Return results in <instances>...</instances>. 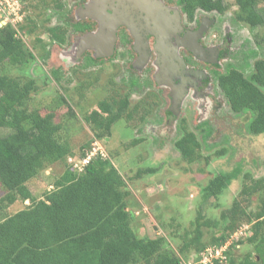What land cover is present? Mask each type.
<instances>
[{"label": "trees", "instance_id": "obj_1", "mask_svg": "<svg viewBox=\"0 0 264 264\" xmlns=\"http://www.w3.org/2000/svg\"><path fill=\"white\" fill-rule=\"evenodd\" d=\"M20 1L22 11L25 5L35 7L33 0ZM54 1V9H62L60 1ZM235 4L234 20L251 28L264 27V0H235ZM194 6L224 10L219 1L213 0H199ZM26 20L18 23V29L30 34L33 29L28 23H33V19ZM18 29L11 22L0 24V187L3 190L0 264H181L163 236L136 237L129 229L132 214L126 209L128 190L124 178L108 158L99 151L88 157L90 143L86 142L78 149L79 165L74 167L66 162L74 150L63 131V121L54 120L53 110L41 112L30 106L32 92L38 88L32 77L5 71L7 66L23 70L35 59ZM66 30V26L59 24L47 28L49 37L59 44L65 42ZM254 54L250 48L233 52L223 71H214V78L230 111L243 117L249 134L260 135L264 133V58L255 59L251 71L244 73V64ZM87 58L86 63L92 61ZM55 72L51 74L57 80ZM128 84L130 90L139 92L135 78L131 77ZM127 98L126 95L122 99H103L96 109L82 116L93 139L111 134L112 125L126 111ZM61 103L68 107L63 97ZM129 114L127 118L131 117ZM200 127V138L184 132L174 141L182 159L190 164L207 158L202 149L207 146L211 127L206 120ZM137 142L133 139L131 145ZM223 152L224 149L216 151L219 155ZM58 162L63 163V171L53 179L50 188L34 196L27 182ZM155 170L154 167L139 169L137 176ZM239 174L240 169L233 168L213 175L201 188L204 201L217 198ZM254 195L260 201L255 210L247 211L241 200L233 199L218 218L212 219L205 217L199 207L192 228L180 236L179 253L186 255L193 250L202 254L197 264H223L205 249H219L243 226L238 224L249 222L240 237L230 240L222 251L227 258L225 264H264V177L245 172L239 196L249 199ZM25 200L28 204L6 213L8 206ZM203 227L219 230L208 244L201 242ZM241 242L249 244L251 251L236 258L231 253ZM204 255L209 259L204 260Z\"/></svg>", "mask_w": 264, "mask_h": 264}, {"label": "rangeland", "instance_id": "obj_2", "mask_svg": "<svg viewBox=\"0 0 264 264\" xmlns=\"http://www.w3.org/2000/svg\"><path fill=\"white\" fill-rule=\"evenodd\" d=\"M57 1H60L62 9H54V0H33L35 7L25 5L23 11L20 4V17H14L11 22L18 29V23L24 20L28 22L26 18L33 19V23H28V27L33 29L30 34L19 29L17 33L34 53L35 59L23 68L24 71L7 66L6 73H25L32 77L38 88L32 92L30 106L41 112L53 110L54 120L63 121V131L74 150V155L66 159L67 163L78 166V149L89 142L88 156L99 151L117 168L128 190L125 201L126 209L132 214L128 227L133 234L150 238L163 236L181 264H197L198 256L202 257L201 252L191 250L182 255L179 244L180 236L192 228L191 222L199 207L205 217L213 219L218 218L220 211L228 208L233 199L241 200L247 211L255 210L260 204L258 195L242 198L239 191L245 172L253 177H264V133L251 135L247 132L243 117L229 110L219 94L214 76L207 69L222 71L230 54L250 48L255 54L244 64L247 75L253 61L264 58V27L251 28L244 23L231 21L236 6L234 0H226L230 7L215 22L221 20L227 25L224 28L219 26L220 29L215 25L213 29L219 31L217 36L207 33L203 39L204 43L214 46L212 48L217 55L215 61L204 62L207 76L199 79V85L194 87L197 94L193 97V90L184 85L178 90L177 83L172 84L173 80L168 81L167 77L163 79L164 75L160 74L155 80L156 67L152 72L144 73L142 69L145 64L135 62L133 70H141L139 74L147 81L138 92L129 89L128 73L133 71L129 69L131 60H126L121 50L109 60L85 65L82 51L77 48L76 37L81 38L86 33H65V42L61 44L49 37L47 28L53 25H64L67 30L70 29L66 19L71 17L69 15L74 13L77 5L76 0ZM52 71H56L54 75L58 77L57 80L53 78ZM126 95L128 106L122 117L112 125L111 134L106 138L93 139V133L82 116L96 109L97 103L103 99H122ZM62 97L68 107L61 103ZM67 112L73 115H66ZM127 113H130V118H127ZM204 120L211 127L207 146L202 149L207 158L187 163L180 156L174 141L184 132H192L200 138V123ZM133 139L138 142L132 146ZM221 149H224L221 155L216 153ZM146 167L156 170L137 176V171ZM233 168L240 169L238 177L231 180L217 198L204 201L201 188L206 182L216 173ZM62 171L63 163H55L30 179L27 186L34 196H39L51 187L50 183ZM2 194L0 187V196ZM25 204H28V200L16 201L7 207L6 213L16 211ZM242 223L238 225L249 227V222ZM218 234L219 230L203 227L201 242L208 244L211 236ZM240 235L233 233L231 242ZM245 235L242 234V237ZM236 247L231 253L236 258L251 251V246L246 242ZM226 261V257L221 259L223 264Z\"/></svg>", "mask_w": 264, "mask_h": 264}, {"label": "flooded vegetation", "instance_id": "obj_3", "mask_svg": "<svg viewBox=\"0 0 264 264\" xmlns=\"http://www.w3.org/2000/svg\"><path fill=\"white\" fill-rule=\"evenodd\" d=\"M76 1L74 13L66 19L70 29L65 33L113 34L109 52L107 37L99 35L101 41L99 40L98 50L101 49L103 53L107 51L105 55H99V51L92 47V43L88 44L87 49L82 51V60H85V64L109 60L118 50H121L122 56L126 60H131L129 69H134L135 62L145 64L142 69L144 73H150L156 67L157 73L153 75L155 80L160 77V74L164 75L163 79L167 77L168 81L173 80L172 84L177 83L178 90L183 85L191 88L193 97L197 94L194 87L199 85V79L207 76L204 62L215 61V55H217L212 48L214 46L204 43L203 39L207 37V33H213V37L219 33L216 28L213 29L215 25L218 29H220L219 26L224 28L227 25L225 21L219 20L217 23L215 21L225 15L230 7L226 0H213L221 3L224 7L222 12L216 8L208 10L201 6H194L199 0ZM234 16L235 13L232 14L231 21L239 23L240 21L234 20ZM199 30L201 34L196 38V42L203 49V56L194 54L182 44L188 42L191 45L194 42L195 33ZM184 37H186L185 41L182 40ZM76 40H78L77 37ZM87 57L92 61L86 63ZM207 70L214 76L216 70L211 68ZM140 72L133 70L128 73L129 79L133 77L137 80L140 86L139 92L146 85L145 77L143 78Z\"/></svg>", "mask_w": 264, "mask_h": 264}, {"label": "built area", "instance_id": "obj_4", "mask_svg": "<svg viewBox=\"0 0 264 264\" xmlns=\"http://www.w3.org/2000/svg\"><path fill=\"white\" fill-rule=\"evenodd\" d=\"M20 0H0V24L6 23V20L8 21H12L14 19V17L19 18L20 17ZM12 23V22H11ZM89 157V156H88ZM85 161H87V159H85ZM243 230H246V228H244L243 226L240 227L236 232L234 233H242ZM230 239L228 240V242H225V244L223 246H221L219 249L217 250H213L211 248L205 249L206 252H211L210 256L214 257V258H219L220 262L221 259L224 258V255L222 253V251H224L227 248V245L229 243ZM213 253H212V251ZM204 260L209 259V257H207L206 255H204Z\"/></svg>", "mask_w": 264, "mask_h": 264}, {"label": "water", "instance_id": "obj_5", "mask_svg": "<svg viewBox=\"0 0 264 264\" xmlns=\"http://www.w3.org/2000/svg\"><path fill=\"white\" fill-rule=\"evenodd\" d=\"M100 34L102 35L101 37L105 36L108 38V39L106 38V40L108 41V49L107 50L109 52L111 49V43L113 41V34L112 33H106V34L105 33H86L81 38H78V40L76 41L78 43V46H77L78 50L83 51L84 49H87L88 44H90V43H92V45H93L92 47H94L96 50H98V43L100 40V36H99ZM200 34H201L200 30L197 33H195L194 42H192L191 45H189L188 42L182 43V44L187 46L188 49L191 50L194 54L203 56L204 51L201 48V46H199L198 43L196 42V38L199 37ZM185 38L186 37H184L182 40L185 41ZM100 50H98L99 55H105L107 53V51H106V53H103L104 51H100Z\"/></svg>", "mask_w": 264, "mask_h": 264}]
</instances>
